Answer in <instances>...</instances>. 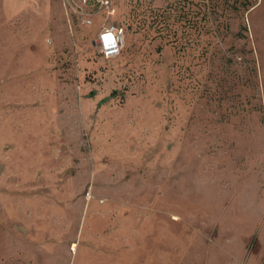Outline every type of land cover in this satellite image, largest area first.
<instances>
[{"label": "rangeland", "instance_id": "374dc122", "mask_svg": "<svg viewBox=\"0 0 264 264\" xmlns=\"http://www.w3.org/2000/svg\"><path fill=\"white\" fill-rule=\"evenodd\" d=\"M89 17L0 0V264H264V0Z\"/></svg>", "mask_w": 264, "mask_h": 264}, {"label": "built area", "instance_id": "2783aa9c", "mask_svg": "<svg viewBox=\"0 0 264 264\" xmlns=\"http://www.w3.org/2000/svg\"><path fill=\"white\" fill-rule=\"evenodd\" d=\"M64 2L67 7L72 8L73 11L82 15L83 19L88 24L92 23V20L89 17V14H91L92 10L102 9L111 12V10L113 9V0H64ZM112 29L117 30V34L119 33V30H123L122 35L119 36V39L117 41V46L121 48V45L125 40L124 28L122 26L108 24L107 26H102V28H100V30L98 31V43L101 49H103L102 35L106 33V30Z\"/></svg>", "mask_w": 264, "mask_h": 264}, {"label": "clouds", "instance_id": "9594fccd", "mask_svg": "<svg viewBox=\"0 0 264 264\" xmlns=\"http://www.w3.org/2000/svg\"><path fill=\"white\" fill-rule=\"evenodd\" d=\"M123 30H119L117 34V30H106V33L102 35L103 41V54L105 57H110L113 55H117L120 51V47L117 46V41L119 36L122 35Z\"/></svg>", "mask_w": 264, "mask_h": 264}, {"label": "water", "instance_id": "95a60500", "mask_svg": "<svg viewBox=\"0 0 264 264\" xmlns=\"http://www.w3.org/2000/svg\"><path fill=\"white\" fill-rule=\"evenodd\" d=\"M94 44H97V45H99L98 41H95V42H94Z\"/></svg>", "mask_w": 264, "mask_h": 264}]
</instances>
